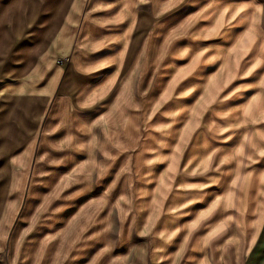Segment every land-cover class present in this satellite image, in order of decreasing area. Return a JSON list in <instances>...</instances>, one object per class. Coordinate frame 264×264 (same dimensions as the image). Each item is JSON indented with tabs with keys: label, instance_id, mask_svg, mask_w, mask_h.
<instances>
[{
	"label": "rangeland",
	"instance_id": "rangeland-1",
	"mask_svg": "<svg viewBox=\"0 0 264 264\" xmlns=\"http://www.w3.org/2000/svg\"><path fill=\"white\" fill-rule=\"evenodd\" d=\"M250 3L75 0L48 62L0 79V264H264V26ZM40 90L25 134L10 100Z\"/></svg>",
	"mask_w": 264,
	"mask_h": 264
},
{
	"label": "crops",
	"instance_id": "crops-1",
	"mask_svg": "<svg viewBox=\"0 0 264 264\" xmlns=\"http://www.w3.org/2000/svg\"><path fill=\"white\" fill-rule=\"evenodd\" d=\"M74 3L75 0H0V79L11 76H17L16 79H20L26 73L41 66L44 60L48 62L47 59L51 57V53L58 48L55 45L57 38L64 23L70 18ZM250 5L258 8L257 12L264 26V0H251ZM45 70L41 76L43 75L44 79L50 77V82L54 79L57 93L59 90L58 67L50 63L45 65ZM66 72H68L66 77L68 86L73 88V93L84 87L85 73L75 66L67 67ZM28 93L16 95L10 100V102L18 103L10 120L25 134L26 127L38 123L43 114L44 103L52 91L40 90L36 94ZM4 99L0 96V102ZM18 114L22 120L19 119ZM0 154L5 156V153ZM1 194L0 192V210L5 205V196ZM257 263L258 261H254L249 264Z\"/></svg>",
	"mask_w": 264,
	"mask_h": 264
}]
</instances>
